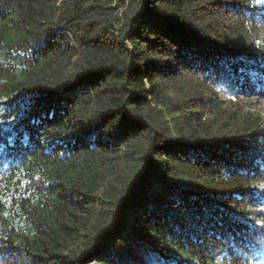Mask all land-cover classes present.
<instances>
[{"label": "trees", "instance_id": "1", "mask_svg": "<svg viewBox=\"0 0 264 264\" xmlns=\"http://www.w3.org/2000/svg\"><path fill=\"white\" fill-rule=\"evenodd\" d=\"M258 0H0V264H264Z\"/></svg>", "mask_w": 264, "mask_h": 264}, {"label": "rangeland", "instance_id": "2", "mask_svg": "<svg viewBox=\"0 0 264 264\" xmlns=\"http://www.w3.org/2000/svg\"><path fill=\"white\" fill-rule=\"evenodd\" d=\"M224 99L234 105L252 108L255 112L264 114V96L253 93L250 95L238 93L237 95L224 94Z\"/></svg>", "mask_w": 264, "mask_h": 264}, {"label": "snow or ice", "instance_id": "3", "mask_svg": "<svg viewBox=\"0 0 264 264\" xmlns=\"http://www.w3.org/2000/svg\"><path fill=\"white\" fill-rule=\"evenodd\" d=\"M258 2H262V3H264V0H258Z\"/></svg>", "mask_w": 264, "mask_h": 264}]
</instances>
